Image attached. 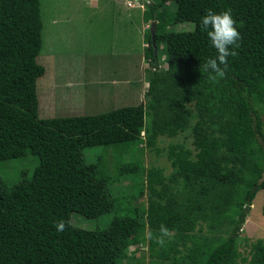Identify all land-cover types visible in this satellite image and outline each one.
Segmentation results:
<instances>
[{
    "label": "trees",
    "instance_id": "16d2710c",
    "mask_svg": "<svg viewBox=\"0 0 264 264\" xmlns=\"http://www.w3.org/2000/svg\"><path fill=\"white\" fill-rule=\"evenodd\" d=\"M149 1L144 20L157 29L155 43L149 29L146 58L155 67L164 56L169 67L148 72L146 103L42 119L41 0H0V162L39 159L12 187L0 177V264H122L135 238L147 242L156 264H264L263 239L246 238L247 255L238 243L264 190V0ZM209 9H230L241 36L216 80L201 68L217 55L199 27ZM187 22L193 30H173ZM180 135L190 136L192 147L168 146L171 174L146 170L144 213L115 217L106 230L71 223L74 212L97 218L116 209L103 157L87 163L84 149L124 153L145 145L160 154L162 137ZM134 166L123 171L136 173ZM60 220L64 232L54 226ZM161 225L172 232L163 245L156 242ZM204 231L210 235H197Z\"/></svg>",
    "mask_w": 264,
    "mask_h": 264
},
{
    "label": "rangeland",
    "instance_id": "374dc122",
    "mask_svg": "<svg viewBox=\"0 0 264 264\" xmlns=\"http://www.w3.org/2000/svg\"><path fill=\"white\" fill-rule=\"evenodd\" d=\"M130 1L133 0H41L44 29L38 63L46 68V73L37 83L40 118L97 115L146 103L148 72L166 70L169 66L164 56H160L155 67L146 58L150 24L144 20L142 10L128 7ZM193 29L192 22L173 26L178 32ZM161 139L160 154L145 145L124 153L116 148L84 149L87 163L103 157V172L114 181L110 191L116 209L97 218H85L74 212L71 223L83 229L106 230L115 217L129 216L136 208L144 213L148 207L146 170L162 168L169 175L173 169L166 156L168 146L181 142L192 147L190 136ZM132 163L136 173H125L123 168ZM38 165L39 159L33 155L0 162L4 186L16 185L24 173L31 176ZM263 206L264 190H261L238 240L244 255L249 253L246 238L264 240ZM197 235L204 238L210 233ZM135 239L128 250L129 258L122 264H156L149 256L147 242Z\"/></svg>",
    "mask_w": 264,
    "mask_h": 264
},
{
    "label": "clouds",
    "instance_id": "9594fccd",
    "mask_svg": "<svg viewBox=\"0 0 264 264\" xmlns=\"http://www.w3.org/2000/svg\"><path fill=\"white\" fill-rule=\"evenodd\" d=\"M147 7L143 13H145ZM152 23H148L150 24L148 25L150 30ZM199 27L202 32L206 33L212 47L217 53L214 58L207 59V61L201 65V68L209 71V79L211 80L223 78L226 74L225 69L228 67V58L237 54L235 49L238 48V41L241 39L231 10H224L219 13L211 9L207 10L206 14L200 19ZM221 65L224 67L222 68ZM54 226L58 232H64L66 229V222L60 220ZM145 235L151 239L153 234L149 229L146 230ZM171 236L172 232L166 226L161 225L159 236L156 237V242L163 245L165 243V237Z\"/></svg>",
    "mask_w": 264,
    "mask_h": 264
},
{
    "label": "built area",
    "instance_id": "2783aa9c",
    "mask_svg": "<svg viewBox=\"0 0 264 264\" xmlns=\"http://www.w3.org/2000/svg\"><path fill=\"white\" fill-rule=\"evenodd\" d=\"M149 3H150L149 0H133L128 3V7L138 8L144 11Z\"/></svg>",
    "mask_w": 264,
    "mask_h": 264
},
{
    "label": "water",
    "instance_id": "95a60500",
    "mask_svg": "<svg viewBox=\"0 0 264 264\" xmlns=\"http://www.w3.org/2000/svg\"><path fill=\"white\" fill-rule=\"evenodd\" d=\"M156 29H157V22H153L152 26H151V34H152L153 43H155ZM156 50H157V48H156Z\"/></svg>",
    "mask_w": 264,
    "mask_h": 264
}]
</instances>
